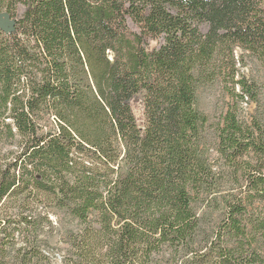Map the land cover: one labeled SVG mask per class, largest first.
<instances>
[{
    "label": "trees",
    "instance_id": "16d2710c",
    "mask_svg": "<svg viewBox=\"0 0 264 264\" xmlns=\"http://www.w3.org/2000/svg\"><path fill=\"white\" fill-rule=\"evenodd\" d=\"M1 12L15 24L0 30V264H264L262 93L234 79L235 49L264 66V0ZM226 58L238 94L212 136L196 93Z\"/></svg>",
    "mask_w": 264,
    "mask_h": 264
},
{
    "label": "rangeland",
    "instance_id": "374dc122",
    "mask_svg": "<svg viewBox=\"0 0 264 264\" xmlns=\"http://www.w3.org/2000/svg\"><path fill=\"white\" fill-rule=\"evenodd\" d=\"M234 62H235V80H240L241 77L246 79H253L257 80L258 86L260 89L262 104L264 107V66L262 64L257 63L255 60L250 58L248 54L239 51L238 49L234 50ZM243 59V64L241 61ZM216 64L221 67V71L219 72L212 81H207L202 83L198 86L197 90V102L196 108L199 112H201L207 118V130L208 134L212 135L214 130L217 128L218 124L220 123V119L222 115L227 111L228 107L233 104L234 98L233 92L238 94L237 90H233V83L231 79L226 76L227 67L225 68L226 64H228V59H223V61H217ZM224 73V75H223ZM239 102V100H238ZM238 110L241 118L248 119L256 109L253 103L249 101H241L238 103ZM213 136V135H212ZM8 145L4 143H0V151H4ZM211 153V160L215 159V151H210ZM222 187H219L218 191L223 195L227 196L229 191L236 192L235 186L231 185L230 180H222L221 183ZM220 213H216L215 217ZM59 220L60 223V230L63 231L67 228V222L63 218V215L60 214ZM58 239H55L49 245L46 246L45 251L50 252L52 257H55L57 263L60 261L61 252L58 251L59 245Z\"/></svg>",
    "mask_w": 264,
    "mask_h": 264
},
{
    "label": "water",
    "instance_id": "95a60500",
    "mask_svg": "<svg viewBox=\"0 0 264 264\" xmlns=\"http://www.w3.org/2000/svg\"><path fill=\"white\" fill-rule=\"evenodd\" d=\"M14 19L5 12L0 13V30L4 34H11L14 31Z\"/></svg>",
    "mask_w": 264,
    "mask_h": 264
}]
</instances>
